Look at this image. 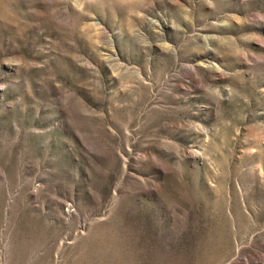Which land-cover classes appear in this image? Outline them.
<instances>
[{"label":"rangeland","instance_id":"obj_1","mask_svg":"<svg viewBox=\"0 0 264 264\" xmlns=\"http://www.w3.org/2000/svg\"><path fill=\"white\" fill-rule=\"evenodd\" d=\"M0 264H264V0H0Z\"/></svg>","mask_w":264,"mask_h":264}]
</instances>
